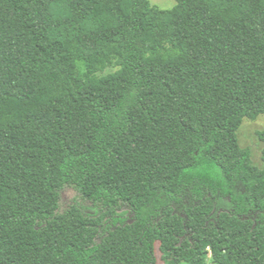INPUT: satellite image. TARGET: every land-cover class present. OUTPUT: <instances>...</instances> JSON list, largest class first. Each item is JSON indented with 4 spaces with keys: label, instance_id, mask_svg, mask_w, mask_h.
<instances>
[{
    "label": "trees",
    "instance_id": "trees-1",
    "mask_svg": "<svg viewBox=\"0 0 264 264\" xmlns=\"http://www.w3.org/2000/svg\"><path fill=\"white\" fill-rule=\"evenodd\" d=\"M176 1L0 0V264H264V0Z\"/></svg>",
    "mask_w": 264,
    "mask_h": 264
},
{
    "label": "rangeland",
    "instance_id": "rangeland-1",
    "mask_svg": "<svg viewBox=\"0 0 264 264\" xmlns=\"http://www.w3.org/2000/svg\"><path fill=\"white\" fill-rule=\"evenodd\" d=\"M152 6H157L161 9H171L173 8L177 1L176 0H150ZM110 70H113L111 68ZM264 128V115H260L256 119L245 118L238 129V140L242 147L249 148L252 153V160L254 164L259 167L264 168V161L262 159L264 142L259 138L258 132ZM77 203L83 206L91 214L98 215L101 211H104L105 208L101 206L94 207L93 203L89 200L84 199L80 193L73 187H66L61 193L60 200V209L64 210L69 207L71 204ZM117 214L124 215L128 218L129 222L133 219V214L130 211L129 207L124 206L123 208L117 211ZM156 255L158 262L157 264H168L163 259V253L160 249V244H156ZM210 256L207 258L206 264H214ZM188 264V263H182Z\"/></svg>",
    "mask_w": 264,
    "mask_h": 264
}]
</instances>
